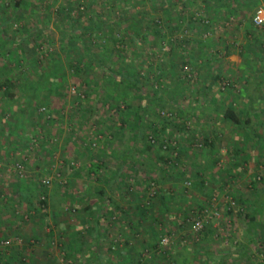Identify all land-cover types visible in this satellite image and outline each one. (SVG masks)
<instances>
[{"label": "rangeland", "instance_id": "1", "mask_svg": "<svg viewBox=\"0 0 264 264\" xmlns=\"http://www.w3.org/2000/svg\"><path fill=\"white\" fill-rule=\"evenodd\" d=\"M17 1L0 0V26L9 43L22 40L27 55L19 57L18 67L14 59H5L2 71L17 74V80L28 72V82H36L52 58L63 67L66 83L59 89L34 87L32 99L18 90L11 112L2 111L6 102L0 99V120L13 121L19 111L16 97L30 98V111L36 108L25 126L28 142L14 138L13 130L9 136L0 132V147L10 146L0 149V242L9 241L0 245V264H60L61 259L64 264H88L86 256L96 264V252L103 264H264V205L260 219L254 213L264 189L259 161L264 155L259 148L264 142V40L246 43L252 34L264 36V27L251 20L264 0H25L27 6L16 8ZM157 19L161 26L156 28ZM69 28H76L72 38L65 32ZM232 40L239 42L240 54L258 46L260 65H246L243 70L249 71L243 73L226 70ZM8 45L2 54L13 48ZM3 60L0 54V65ZM74 63L87 66L86 76H72ZM128 71L135 73L138 86L127 90L132 84L123 85L119 92H127L124 102L107 100L105 94L118 90L103 78L111 72L119 79ZM232 99L235 109L248 105L255 124L249 132L256 134L254 139L238 129L240 138L252 145L248 157L255 161H234L233 167L232 157L225 159L221 152L225 142L217 137L219 118L203 110L208 101L218 106ZM53 107L64 118L48 124L45 136L43 113ZM138 116L142 124L134 123ZM206 139L212 140L210 148L204 146ZM160 143L168 148L159 149ZM161 155L170 163L176 159L174 167L161 162L164 177L158 165L149 164H158ZM197 171L207 177L201 192L185 187ZM104 179L110 181V214H92L85 222L81 215L57 210L61 204L80 207L75 200L67 204L71 195L92 191ZM62 196L68 199L62 201ZM136 204L147 207L144 220L138 218ZM204 208L217 217L206 216L196 232L193 220ZM74 218V223L67 221ZM65 221L66 228L61 227ZM94 224L101 235L97 240L90 231ZM164 237L167 242L161 246ZM68 241L76 251L83 241L85 247L72 253L66 249ZM10 250L15 253L8 257Z\"/></svg>", "mask_w": 264, "mask_h": 264}, {"label": "trees", "instance_id": "2", "mask_svg": "<svg viewBox=\"0 0 264 264\" xmlns=\"http://www.w3.org/2000/svg\"><path fill=\"white\" fill-rule=\"evenodd\" d=\"M15 5H16V8H20V7L22 8L24 6H27L28 3L25 2V0H18L15 3ZM154 24L156 25L155 26L156 28L160 27L161 26V21L157 19V20L154 21ZM1 28L2 27L0 26V50L2 48H4L6 43L9 44L8 46L10 47V49L13 46V48L9 52H7L6 54H2L0 52L1 57L4 59L3 60L4 61L3 64L0 65V99H3V100L5 99V102H6V105H5L6 107L2 110L4 113L7 112V111H9V112L12 111V107H13L12 106V101L14 100L13 97L16 96V93H17L18 90H21L20 92H22V90H23L25 92L24 94H27L28 96H31V99H32L34 94H35L33 92L34 91V87L43 91V90H51V88L52 89H59L60 87L64 86V84L66 83V78L64 77V74H63L64 69H63V67L60 66V64H58L56 62L53 63V61H55V59H52V58L49 60L48 66L45 67V68L48 69V71H45V70L41 69L40 79L38 81H36V82H30V83L28 82L29 78L25 77V75H26L25 73H28V72L20 73V75L18 74L19 75L18 77L20 79L17 80L15 78L17 76V74L15 76L13 73H10V71H2L3 69L6 70L5 59H14L15 60V64L17 65V66L15 65V66L18 67V63L20 61L19 57L22 54L26 56L27 53L25 52V50L23 49V46L21 45V41L22 40H19L18 42H15V43L14 42L13 43L12 42L9 43L10 38L6 39L5 35L3 34V30ZM75 29L74 28H72V29L69 28V30H67L65 32H66V34L71 36L70 38H72L73 36H75V31H74ZM25 30H27V28ZM27 32H28V30H27ZM160 32H161V30H159V29L155 30V34L158 37H160ZM252 37L254 38V34H252ZM30 38H32V37H30ZM253 38L250 41L251 43H253ZM79 42L80 41H78V43ZM85 47H87V43H85ZM75 49H77V45H76L75 48H73L72 51H74ZM82 50H84V49H82ZM77 61H79V58H78ZM27 63H28L27 65H29L28 67H32V61L29 60V62H27ZM33 64H34V62H33ZM85 68H87V66H84V68H81L80 65L77 64V63H74V65L72 64L71 65L72 76H77V77H80V78L86 76V70L87 69H85ZM14 71L17 73V71L15 69H14ZM112 74L113 73L110 72V74H108V76H105L103 78L104 79L103 83L104 84H111L112 86L115 87V90L117 89L118 91H115V93H113V95L112 94H108V95L105 94V97H106L107 100H110L111 98L113 99L115 97V98H117V100H115V101L118 102L120 100L121 102H124L125 101L124 98L127 96V94H126L127 92L121 93V92H119V90L122 91L123 90V85H126V84H132V85L126 86L127 90L129 88L133 87L134 85L138 86V84H137L138 81L136 79V76H134L135 73H130V71H128L127 74L125 75V77L120 76L119 79L114 78L112 76ZM57 76H59L58 77L59 81H57L56 80L57 78H55ZM128 76H130L132 78H129ZM216 79L217 80L219 79V75L215 78V80ZM21 80L23 81L24 84H21V82H20ZM27 83L30 86L29 88H26L27 87L26 86ZM13 90H16V92H13ZM106 93H108V92H106ZM17 94H19V93H17ZM114 94H115V96H114ZM16 98L18 100L17 107H18L19 111L17 110L18 113L15 114L16 116L15 115L13 116V118H12L13 121H11V119L9 121H7V119H6V121H4V119L1 118V120H0L1 121L0 132L4 133L5 131H7L8 132V136H9V134L12 135L11 132L13 130L14 133H13L12 136H14V138L17 136L22 143L26 142V140L28 142V139H30V138H28V134H27V131L25 129V126L29 125L30 122H31V121H29V116H31V118L35 116L33 113H35L36 108H35L34 111H30V107H31L30 106V100H31L30 98H28L26 96L24 98H21V99L20 98L18 99V97H16ZM38 100L41 101V98H39ZM43 102H41V103H43ZM38 104H39V102H38ZM46 110H47V112L43 113V117H42V118H44L43 119V126L41 125V128L43 130H45V127H47L48 124L53 123L54 120L57 123V120L59 118L60 119L64 118L62 115L58 114L57 109H55L54 107L51 108V109L47 108ZM215 110L218 111V112L221 111L220 109H215ZM50 112L54 114V118L52 120L49 117ZM222 112H223V117L225 119H228L229 121H231L232 123H234L237 126L248 125L250 123V120H249L250 114H249L248 108L246 106H243L242 109H240V110L239 109H235L233 107L232 102H231L230 104H228L222 110ZM121 113H123V112H121ZM55 117H56V119H55ZM140 120H141V117H139V116L137 117V119H133L134 123L142 124V121H140ZM17 121L21 122V124L19 126L17 124ZM19 132H22V136H20ZM45 136H48V131L47 130H45ZM24 138L26 140H24ZM211 141L206 139V141L204 143V146L206 148H210L211 145H212ZM43 143L44 142H41V146H43ZM174 144H175V142H174ZM5 146H1L0 149H4V148L9 149L10 148V146H8V144L5 145ZM164 146H165V148H163ZM162 148L166 150L168 148V144H161L160 143L159 144V149H162ZM173 148L177 149L178 146L176 148L175 147H173ZM157 160H158V164L156 162H154V161H151V160H150L149 164H150V166H153V167L155 165H158V167H156V168H157L158 173L162 177L167 175L165 167L163 168L162 164H165V163L169 164L168 165L169 167H174V165H176L175 163H173L174 160L176 161V159H174L173 162L170 163L171 161L169 162L168 156H165V158H164V155L158 156ZM123 161H125V160L123 159ZM161 162H162V164H161ZM19 163L23 164L24 161L21 160V161H19ZM234 165H236V164H234ZM120 171L121 170L119 168V170L117 169V171H115L113 173V179H115L117 177V175H119ZM76 175H78V174H76ZM193 175H194V177H192ZM187 179H188V182L185 183V187L187 186L186 184L188 183L189 184L187 186L188 188H189V186H192L195 189H197L199 192H201V191H203V189H205V184L207 183V177L202 175V172L197 171L195 174L192 173L189 176V178H187ZM262 180H263V178H262ZM108 182H110V181L109 180H105V184H108ZM41 183H42V181H41ZM103 190H104L103 187H100V189L97 190V193H101L102 194ZM27 192L30 193V190H27ZM263 193H264V189H263ZM28 196H30V195H28ZM258 201L259 202H257V204H256V210H255L254 213H256L255 216L259 217V219H260V217L262 215L261 208L264 205V201L263 200H258ZM43 203H44L43 200L41 202H39L40 208H42L41 204H43ZM143 207L137 206L136 209H137V212H138L139 219H142V217H143V220H144L148 210H147V207H145V208H143ZM255 216H250V220L253 221L255 219Z\"/></svg>", "mask_w": 264, "mask_h": 264}, {"label": "crops", "instance_id": "3", "mask_svg": "<svg viewBox=\"0 0 264 264\" xmlns=\"http://www.w3.org/2000/svg\"><path fill=\"white\" fill-rule=\"evenodd\" d=\"M247 37H248V35H247ZM263 40H264V36L261 37V38H258L256 36V34H254L253 43L255 41L262 42L263 43ZM232 43H234L233 40H232ZM238 43H239L238 41L234 43V46L236 44V48H234V46H232V48H233V50L235 52L232 50V52H229L226 55L227 62H226V65H224L226 67L225 69L228 70L229 72H232V71H235L236 70V73L237 72L238 73H243L244 71H247V72L249 71V69L248 70H243V69H245L246 65H248L249 67H252L253 69H255L257 67V64L260 65V62H259L260 60L257 61V58L258 57L262 58V54H261L260 50L258 49V46H255V45H252L251 46V50L253 52H251V50L249 49V50H246L245 53L240 54L239 53L240 50L237 49V46L239 45ZM246 43H247V46H250L249 45L250 40L248 38L246 40ZM237 53H239V54H237ZM249 53H251V55H252L251 59H248L246 62H244L243 57L244 56H248ZM253 56H256V57L253 58ZM248 58H249V56H248ZM224 72H226V71H224ZM261 81L264 84V80L261 79ZM254 84H259V80H258V82H257V80H255L254 81ZM231 102L233 104V107H235L236 106L235 105L236 104V101H234V99H232L230 101H227L226 100V101L222 102L221 104L218 102V106H213L212 103H210L208 101L206 103V105H205V108H203V110L206 112V115L209 116V113L210 114L212 113V115H214V116H216V117L219 118V121L217 122L218 129H217L216 133H217V137H223V140L225 142V146L221 149V152H222V150L225 152V156H224L225 159H229V158L232 157V161H230V163L232 165H230V166L233 167V165L236 164V163H239L240 160L245 161L243 159H247L245 163H247L248 160L249 161H255L253 158L248 157L249 151H250V149H252V145L250 143L247 145V143L245 142V140H242L240 138L241 135L239 134V130L238 129H240L242 127L241 129H245L246 131H248L247 132V135L248 136H251V135L254 136V139H255L256 134L253 131H252V133L249 132V130L251 131L253 129V127L255 126L254 121H253L254 120L253 119L254 116L253 117L252 116H249L250 123L248 125H240L241 126L240 127V126L235 125L234 123H232L228 119H225L223 117V112L217 113L215 115L216 112L215 113L213 112V111H216L215 109L225 108ZM247 107H248V105H247ZM249 114H250V112H249ZM208 120L206 122H208ZM259 122L260 123H263V121L262 122L259 121ZM256 123H257V121H256ZM262 127H264V126H262ZM263 138H264V133L262 132L261 139H263ZM208 140L211 141L210 139H208ZM254 143H256V141ZM259 148H261L260 150L264 154V142H262V144L259 146ZM218 151H220L219 148H218ZM238 153H239V156H238V159H237L236 158V155ZM261 157L262 158L259 160L260 163H261L260 165H261V167H264V155L261 156ZM234 161L235 162L238 161V162L234 163ZM256 164L258 165V159L256 161ZM215 178H216V180H218L217 183L219 181L221 182V179L220 178H218V177H215ZM111 179L112 178L110 177V181H111ZM211 179H212V181L215 182V179L213 177H211ZM105 180L106 179L102 180L100 186L99 187L97 186V188L95 187L92 191L91 190L90 191L86 190V191H82V192H78V193L76 192L73 195H71V199L68 200V203L67 204L69 205L71 200H73V201L75 200V201H78L81 204L80 207L77 206L76 208H70L69 206H65V204L64 205L61 204L58 207L57 210L60 211V212L62 211V213H65V214L67 212V215H70L72 213L73 214L72 216H74L76 218H78V216L81 215V216H79V219H84L85 222H86V219H87L86 216L89 217L92 214H95V216H97V214H100V213L101 214H105V213L106 214H110L109 213V210H108V209H110V207H109V205H107L108 200L110 199V195H109V191L106 192V189L109 187V182H108V184H105ZM235 183L236 182H234V184ZM100 187H103V189H104L102 194L101 193H97V190H99ZM259 198L262 199V200H264V193H263V191H261V195L259 196ZM66 199H68V198L62 196V201L66 200ZM70 206H71V204H70ZM137 206H138V204H136V207ZM60 207H62V208H60ZM134 209H136V208H134ZM106 210H107V212H106ZM76 212L78 214L77 216L74 215ZM72 220H73V223H74L77 219L74 218V219H70V220H67V221H72ZM67 221H65L61 225V227H63V225H65L64 228H66V222ZM89 223H91V222H89ZM98 223L99 222H95V224H98ZM67 225H70V223L67 224ZM70 227L72 228L73 226H70ZM30 230L32 232V229L31 228H30ZM90 231H91L92 236H93V234H97V231H99V230H98V228H96V225H95L93 231L92 230H90ZM61 235H63V233H60L59 236H61ZM76 235H78V234H76ZM100 237H101V235L100 234H97L94 239L97 240ZM65 238H66V236L64 237V240H65ZM78 239H80V238H78ZM66 241H67V238H66ZM84 242L85 241H83V243ZM83 243L81 242L80 247L78 246V243L76 244L79 247L78 248V251H80L81 249H83L85 247V245H83ZM66 249L71 250L72 253H75V252L77 253L78 252V251H76V247L75 246H72L69 243V241L66 244ZM13 252H11V250H10V252L9 251L6 252L5 255L8 256V257H11V256H13ZM67 255L69 256L70 254L67 252ZM90 257L89 256H86V263H88V264H90V262H91L90 261ZM93 257H95L96 264H103V262H102V260H103L102 259L103 258L102 257V254H99L98 252H96V253L93 254ZM104 261H105V259H104Z\"/></svg>", "mask_w": 264, "mask_h": 264}, {"label": "built area", "instance_id": "4", "mask_svg": "<svg viewBox=\"0 0 264 264\" xmlns=\"http://www.w3.org/2000/svg\"><path fill=\"white\" fill-rule=\"evenodd\" d=\"M252 24L255 27L261 28L264 27V7L259 6L255 9L253 15H252ZM208 21L205 20L204 23H207ZM208 34H205L204 37H206ZM153 142V140H152ZM165 148V146L163 147ZM49 182L47 180H42V184L46 185ZM187 186L189 185L188 183L186 184ZM151 187H155L154 183H151ZM230 204V206H234V201L233 200H228V202ZM201 217H197L196 219L193 220V228L194 230L197 231H201L203 226H204V222H206V216H210V215H215L217 217V213L213 212L212 209L210 208H204L201 212H200ZM167 242V239L164 237L160 240V245L164 246L165 243ZM2 244H7L9 245V241H5V242H0V245ZM163 250H159L158 253L162 254ZM60 264H64V260H60Z\"/></svg>", "mask_w": 264, "mask_h": 264}]
</instances>
